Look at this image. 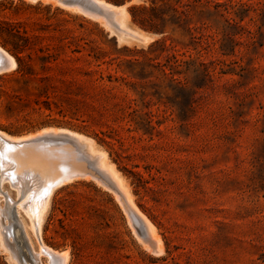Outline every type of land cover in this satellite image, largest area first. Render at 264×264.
Masks as SVG:
<instances>
[{
  "label": "rangeland",
  "instance_id": "rangeland-1",
  "mask_svg": "<svg viewBox=\"0 0 264 264\" xmlns=\"http://www.w3.org/2000/svg\"><path fill=\"white\" fill-rule=\"evenodd\" d=\"M55 1L0 0V46L16 61L0 72V130L34 135L0 137V158L17 154L0 209L12 202L27 235L11 240L0 226V264H57L42 244L66 252L64 264H264V0H105L128 2L126 24L147 42L119 41L113 26ZM47 128L106 153L160 245L86 150L37 135ZM66 165L90 173L54 189L36 236L18 201L43 195Z\"/></svg>",
  "mask_w": 264,
  "mask_h": 264
},
{
  "label": "bare ground",
  "instance_id": "bare-ground-1",
  "mask_svg": "<svg viewBox=\"0 0 264 264\" xmlns=\"http://www.w3.org/2000/svg\"><path fill=\"white\" fill-rule=\"evenodd\" d=\"M44 1L47 2L49 0H44ZM56 1L61 6H64L66 8L75 9V10L83 13L86 16H89L91 18H94V19L99 20L101 23H103L106 26H113L115 28V30H112V31H115L116 36H117V39L119 41L137 40V41L147 42L148 40H150V36L144 35V34H142L141 32H139L137 30L131 29L126 24L125 6L127 5L128 2L125 3V4H123V5H114V4L108 3L105 0H87L88 1V4H89V5H87L86 4V0H83L81 3L72 2L71 0H64V1L63 0H61V1L60 0H56ZM15 66H16V61H15L14 57L11 54H9L5 49H3L0 46V72L4 71L6 69H13V68H15ZM41 134H43V135L46 134V135H51V136H64V137H67V138L73 140L74 142H76V144L79 147L84 148L86 150L85 151L86 154L92 159L93 163L96 164L98 170L110 182V184H111L110 186L114 187V189L116 191V194H117V199L120 201L121 205L123 204L124 207H126L127 210H129V212L133 215V217L136 219V221L140 224L139 227L142 228V230L147 235V237L151 241L156 242L157 245H160V240L161 239L159 240L158 236L155 234V231H154L155 229L153 228V225L144 216V214H142V212L139 211V209L133 203V201H132V199L130 197V193H129L126 185L123 183L122 178L117 173V171L113 168V166H111V164H108L106 162V160H105L106 153L104 151L97 150L95 147H93L92 140H90L89 138H86V137L82 136L79 133H76V132H73V131H70V130H67V129H64V128H47V129H43V130H41L40 132L37 133V135H41ZM33 136L34 135L30 134L29 136L27 135V136H24V137L23 136L22 137H12V136L7 135L6 133H4V132H2L0 130V137L3 138V140L5 142L10 143V144H12V143L13 144L18 143L19 141H21L23 139H26V138H29V137H33ZM35 140L37 142L38 138H36ZM33 141H34V139H33ZM52 143H54V142H52ZM23 148H24V146H23ZM7 154H8L7 160H5V159L3 160L2 159L3 157L0 158V177H1L0 180H2V179H4V178L7 177V174H8V172H7L8 170L7 169L9 167V165L12 163L11 161L12 160H16V157H17V154L16 153H13L12 151H9V150H8V153ZM17 160H19V159H17ZM16 164H17V162L15 161V164L14 165H16ZM13 166H11V167H13ZM68 166L66 165V166H59L58 167L59 169H61V172L48 184L46 190L43 192V195L33 197L28 202L27 198H28L29 195L22 194V195H24V197H22V199H19V201H18V204H17V207L16 208H18V206H19V207H22L24 209L25 213L30 218V221H31V229H32L33 233L36 236H39V234H40V222H41L42 214H43V212L45 211V209L48 206L49 198H50L51 194L53 193L54 189L56 187H59L60 185H62L64 182H67V181H69V180H71L73 178L78 177L79 175L87 176L88 173H90L88 171H87V173L86 172L79 173V172H76V171H71V170L68 169ZM52 167L53 166L50 165L49 167L46 168V170L49 171ZM19 168H20V166H19ZM29 168L30 167H28V169ZM28 172H30V171L28 170ZM42 173H39V175H41ZM31 174H32V172H31ZM28 175H30V174H28ZM94 175H96V174H94ZM13 176H14V173H13ZM33 176L36 178V174H32V177ZM14 177H16V176H14ZM37 177H39V176H37ZM100 178H102V176ZM36 179H38V181ZM36 179H33V180L34 181L36 180V182L38 184V182L40 181V179L39 178H36ZM23 180H24V178H23ZM25 187H26V185H25ZM37 187H38V185H37ZM22 188H23V186H22ZM27 188H28V186H27ZM26 191H28V190H26ZM21 193H22V191H21ZM11 200H13V199H11ZM11 203L10 202L5 203V207L3 209H0V226L3 225V228L8 231V233H9V237L8 238L9 239H11L12 236H15V237L19 238V242H20L21 241L20 240L21 239L20 238V235L22 233H24L26 235V231L24 229V225L21 224L18 221V219H16V217L14 216ZM13 208H15V207H13ZM129 218H132V217L129 216ZM7 222L9 223L8 226H6L7 225ZM3 228H0V237H1L2 240H5V238H7V234H6L7 232L4 231V233H2L1 230ZM143 231H142V233H143ZM15 233H16L17 236L15 235ZM27 239H29V236L27 237ZM14 241H15V238L13 239V242ZM13 242H12V244L14 245L15 242L14 243ZM10 244H11V242H10ZM25 244H26V242H25ZM20 247H23L22 249L25 250L26 258L28 256L30 257L31 255H32L33 258H35L33 256L34 255L33 252H32V254H30V252H29V255H28V253H26L27 252L26 251V248L22 244H21ZM6 248H7V245H6ZM7 249H9V248H7ZM11 249L13 250V248H11ZM151 249H153V248H151ZM38 252L39 253L46 252V253L51 254L53 256H59V261H58L57 264H64L63 261L66 260V258H67L66 252H64V251L63 252H58V251L52 249L51 247L46 246V245H43V244L40 245ZM37 254L38 253H36V256H37ZM54 262H52V264Z\"/></svg>",
  "mask_w": 264,
  "mask_h": 264
},
{
  "label": "trees",
  "instance_id": "trees-1",
  "mask_svg": "<svg viewBox=\"0 0 264 264\" xmlns=\"http://www.w3.org/2000/svg\"><path fill=\"white\" fill-rule=\"evenodd\" d=\"M136 9H138V7H136L135 5H131V6H129V10H130V12H131V16H132V20H133V21H137V19H136V15L133 13V11L136 10ZM139 9L146 10L145 7H141V8H139ZM149 9H150V11H154L155 8H154L153 6H150ZM156 16H158V17H156ZM156 16H155V18H157V19H159V20L162 19V17H161L160 15H156ZM139 22H140V24L143 25L144 19H139ZM152 28H153V30L156 31V32L159 31V29H158L157 27H154V26H153ZM170 55H171V58H170V59H173L174 62L180 63V65H181L182 63L190 64V63L192 62V60L178 59V58L176 57V55L174 54V52H171ZM201 63H202V62H201Z\"/></svg>",
  "mask_w": 264,
  "mask_h": 264
},
{
  "label": "water",
  "instance_id": "water-1",
  "mask_svg": "<svg viewBox=\"0 0 264 264\" xmlns=\"http://www.w3.org/2000/svg\"><path fill=\"white\" fill-rule=\"evenodd\" d=\"M116 5V4H115ZM119 5H123V4H119Z\"/></svg>",
  "mask_w": 264,
  "mask_h": 264
}]
</instances>
